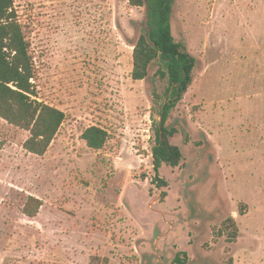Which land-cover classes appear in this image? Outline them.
I'll use <instances>...</instances> for the list:
<instances>
[{"label":"rangeland","instance_id":"obj_1","mask_svg":"<svg viewBox=\"0 0 264 264\" xmlns=\"http://www.w3.org/2000/svg\"><path fill=\"white\" fill-rule=\"evenodd\" d=\"M13 6L36 99L65 118L42 156L0 118V264H264V0L173 1L171 34L195 66L165 122L182 158L156 179L168 78L158 60L144 79L130 76L145 7ZM92 125L107 132L97 150L81 139ZM29 195L41 200L32 218L21 212Z\"/></svg>","mask_w":264,"mask_h":264},{"label":"trees","instance_id":"obj_2","mask_svg":"<svg viewBox=\"0 0 264 264\" xmlns=\"http://www.w3.org/2000/svg\"><path fill=\"white\" fill-rule=\"evenodd\" d=\"M129 1L145 7V24L132 48L131 78L144 79L154 60H158L163 67L159 74L168 78L151 151L156 179L161 165L176 167L182 158L180 148L170 142L174 130L167 128L165 122L170 110L181 100L190 85L195 59L171 34L170 18L174 0ZM33 77L34 64L29 53V42L13 0H0V118L28 132L22 144L23 149L42 156L58 132L65 114L57 107L36 99ZM81 139L88 148L97 150L103 147L107 132L92 125L82 131ZM160 183L164 184V181L160 180ZM40 206L41 200L29 195L21 212L32 218ZM225 227L229 230L230 239H235L237 230L232 218L226 220Z\"/></svg>","mask_w":264,"mask_h":264}]
</instances>
